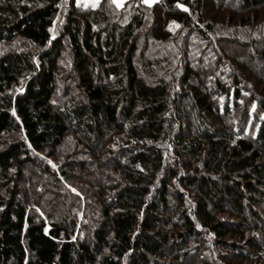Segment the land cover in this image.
Instances as JSON below:
<instances>
[{"label": "trees", "instance_id": "trees-1", "mask_svg": "<svg viewBox=\"0 0 264 264\" xmlns=\"http://www.w3.org/2000/svg\"><path fill=\"white\" fill-rule=\"evenodd\" d=\"M0 264H264V0H0Z\"/></svg>", "mask_w": 264, "mask_h": 264}, {"label": "crops", "instance_id": "crops-1", "mask_svg": "<svg viewBox=\"0 0 264 264\" xmlns=\"http://www.w3.org/2000/svg\"><path fill=\"white\" fill-rule=\"evenodd\" d=\"M118 5L121 4L124 0H114ZM156 0H147V3H152Z\"/></svg>", "mask_w": 264, "mask_h": 264}, {"label": "rangeland", "instance_id": "rangeland-1", "mask_svg": "<svg viewBox=\"0 0 264 264\" xmlns=\"http://www.w3.org/2000/svg\"><path fill=\"white\" fill-rule=\"evenodd\" d=\"M82 1H84V2H88V1H94V0H82Z\"/></svg>", "mask_w": 264, "mask_h": 264}, {"label": "snow or ice", "instance_id": "snow-or-ice-1", "mask_svg": "<svg viewBox=\"0 0 264 264\" xmlns=\"http://www.w3.org/2000/svg\"><path fill=\"white\" fill-rule=\"evenodd\" d=\"M145 2H147V0H145Z\"/></svg>", "mask_w": 264, "mask_h": 264}]
</instances>
